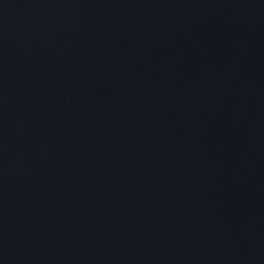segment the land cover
Listing matches in <instances>:
<instances>
[{
	"label": "water",
	"instance_id": "1",
	"mask_svg": "<svg viewBox=\"0 0 264 264\" xmlns=\"http://www.w3.org/2000/svg\"><path fill=\"white\" fill-rule=\"evenodd\" d=\"M0 264H264V0H0Z\"/></svg>",
	"mask_w": 264,
	"mask_h": 264
}]
</instances>
